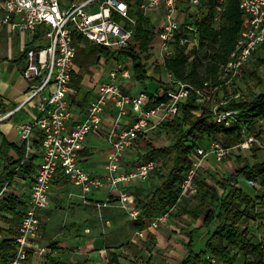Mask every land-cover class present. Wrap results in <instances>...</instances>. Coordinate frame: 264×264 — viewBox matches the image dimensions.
<instances>
[{"label":"built area","instance_id":"built-area-1","mask_svg":"<svg viewBox=\"0 0 264 264\" xmlns=\"http://www.w3.org/2000/svg\"><path fill=\"white\" fill-rule=\"evenodd\" d=\"M0 0V27L10 33L20 31L31 37L38 36L43 42L26 52L24 79L30 83L26 102L34 104L36 113L30 122L18 127L20 146L24 147V160L32 153L33 140L41 144L42 159L31 186L29 201L22 210L20 225L13 237L14 256L3 264H24L31 256L35 259L47 257L50 247L40 242L41 220L39 213L47 209L49 192L58 173L65 175L81 188L82 197L107 185H129L135 180L146 181L157 168L154 159L138 162L128 173L121 171V162L127 150L155 130L162 123L177 117L192 93L199 105L210 103L221 90L228 91L220 103L212 107L216 124L229 128L236 121L237 111L221 107L231 99L241 98L235 87L257 48L264 43V0H240L239 7L244 16L234 49L226 63L221 64L218 80H207L200 87L176 79L167 71L165 62L182 49L189 59L206 53L210 61L214 46L206 43L200 46L199 26L210 13L212 1L213 21L219 22L228 0ZM63 2L64 4H61ZM183 9H182V8ZM131 10L142 11L153 26L154 40L146 52L140 53L139 42L134 41L137 19ZM152 18V19H151ZM107 49L114 56V66L107 69V80L100 82L95 97L89 101L84 118L74 126H68L73 117L69 99L77 94L72 85L74 60L78 52L77 38ZM134 45L140 53L142 63L158 81L170 88L160 95L168 97L150 104L147 90L128 94L120 86L135 78L132 61H121V51ZM155 48V49H154ZM150 55V58H147ZM121 59V60H120ZM161 69L164 72L161 75ZM98 71L96 75L101 76ZM34 81V82H32ZM150 81V79H145ZM232 91V92H231ZM154 100V99H153ZM113 107L115 116L107 133L110 153L102 177H93L79 163V154L87 136L102 127L103 113ZM126 126L121 119L130 117ZM5 117H0V121ZM263 148L256 135L244 134L242 141L224 146L212 140L206 147L195 146L189 157L188 169L180 185L178 202L197 195L196 180L205 169L209 158L218 163L225 162L232 154L247 155L252 148ZM6 187L0 191V199ZM121 207L128 217L136 221L140 211L127 203L128 195L120 193ZM102 206H107L103 203ZM173 209H171L172 211ZM165 212L150 222L151 229H157L170 218ZM143 236V230L137 233ZM214 263V260L211 259Z\"/></svg>","mask_w":264,"mask_h":264},{"label":"trees","instance_id":"trees-1","mask_svg":"<svg viewBox=\"0 0 264 264\" xmlns=\"http://www.w3.org/2000/svg\"><path fill=\"white\" fill-rule=\"evenodd\" d=\"M212 3L211 1L209 5L210 13L199 26L201 48L203 49L206 43L215 47L212 59L207 61L206 53L202 50L201 54L189 59L182 49H179L176 55L165 62L167 71L176 79L194 87L202 86L207 80L217 81L219 67L227 62L244 26L240 0H228L217 23L213 21ZM131 15L137 19L134 41L139 42L140 53L146 52L155 38L153 26L142 11L131 10ZM33 44H28L20 53V62L25 64L26 52ZM99 52L106 54L107 61L111 60L113 54L98 46L97 50L87 55L86 50L81 48L75 61H78L79 66L91 65L98 61L96 53ZM140 53L134 45L121 51L124 59L132 61L138 81L152 80L148 77L147 65L142 63ZM260 53L264 54V43L254 52L252 58L255 59L249 60L242 73V77L258 80L260 92L251 90L248 99H231L221 107L237 111L236 121L231 127L225 128L216 124L212 117L211 103L197 104L195 93L181 105L177 117L159 126L162 133L169 136L170 142L166 147L151 148L144 155L145 160L154 159L158 165L149 178L143 181V187L132 191L136 195V208L140 211L138 219L133 222L137 230H143L147 222L170 212L178 205L180 185L188 169L190 153L195 146L206 147L212 140L219 141L224 146H231L242 141L244 134L264 130V84L256 68L259 63L264 62ZM149 57L150 55H147V58ZM154 85L156 91L160 88L165 94L170 89L164 83ZM80 94L83 103H86L90 95L83 91ZM148 94L150 104L168 99L166 95L158 98L156 92ZM36 144L38 147L40 141L37 140ZM11 149L18 154L14 162L7 159ZM261 149L264 153V145L263 148H252V162L248 155L236 156L239 166L229 174L216 172L211 179L205 172H201L196 180L198 192L195 198L198 202L194 210L186 211L188 210L194 219L202 216V227L209 229L214 225L215 228L208 232L204 247L199 251L194 250L190 239L185 245L186 255L179 264H264V154L263 157L258 156ZM24 155V147L3 141L0 148V161L3 162V168L0 169V191L4 187L7 191L0 199V211L11 215L15 223L21 221L26 203L22 196L15 193L12 183L15 177L29 175L33 170L32 161L26 163ZM251 223L254 224V229H251ZM192 232L189 234H193ZM51 246L53 247L52 244L49 247ZM240 255L241 263L238 262ZM13 256V238L0 241V264L7 263ZM211 259L215 260L214 263ZM30 261L31 256L24 264H31Z\"/></svg>","mask_w":264,"mask_h":264},{"label":"crops","instance_id":"crops-1","mask_svg":"<svg viewBox=\"0 0 264 264\" xmlns=\"http://www.w3.org/2000/svg\"><path fill=\"white\" fill-rule=\"evenodd\" d=\"M0 34L3 36L0 39V117H5L0 121V148L3 141L20 147L18 127L22 123L30 122L36 113L34 104L26 102L30 83L23 77L26 62L25 64L20 62V53L25 50L28 44L34 43L33 46H35L43 41H40L38 36L33 38L20 31L10 33L6 27H0ZM77 41L78 51L81 48L85 49L86 55L97 50V48H91V43L81 37H78ZM96 57L102 64L103 56L96 53ZM75 60L72 85L76 88L77 94L69 99L73 113V117L68 121L70 127L84 118L89 101L95 97L97 85L107 80L106 72L109 69L106 67L100 71L92 65H88L87 70L96 78L90 79V75L87 74L79 78L77 82L75 76L84 69V65L79 66L78 61ZM98 71L103 74L96 75ZM158 72L151 73L157 75ZM149 73L148 71V77L152 78L150 81L140 82L135 77L127 82L119 81L120 86L128 94L135 95L140 90H147L150 93L156 92V96L159 97L164 92L160 88L156 91L154 84L162 82ZM163 73L161 69V75ZM81 91L90 95L86 103H83L81 99ZM114 116L115 110L113 107H109L103 113L101 130L87 136L79 154L80 165L88 170L93 177L104 175L110 153L107 133L113 123ZM130 120L131 116L121 119V125L126 126ZM161 136L166 138H160ZM38 138L33 140L32 153L30 158L25 160L26 163L32 161V173L15 177L12 183L15 193L22 196L26 204L29 201L31 186L42 159L41 144L38 147L36 144L37 140L40 141ZM169 142V136L162 133L159 127L150 131L126 151L121 162V171L130 172L138 164L136 162L138 159L145 161L144 155L149 149L158 148L155 147L156 144L161 146L167 144L168 146ZM17 158L18 154L15 150L8 151L7 159L10 162L16 161ZM2 168L3 162L0 161V169ZM142 187L143 181L139 180H135L129 185L120 184L117 188L107 185L83 198L81 188L74 185L62 173H58L49 192L48 207L39 213L41 220L40 242L48 247L52 244L53 247L51 246V253L47 257L41 259L31 257V264H153L156 262L160 264L163 263L162 260H166V257L171 258V253L181 247L183 251L178 250L181 254L179 264L186 255L185 245L189 243L190 239L193 247L197 244L204 247L208 232L214 230L215 226L213 225L209 229L204 228L202 227V216L194 219L188 214H184L188 198L178 202V205L171 211L173 215L165 224L160 225L157 229H151L150 222H147L143 229V236H138L137 233L141 230H137L133 226L134 221L121 207L119 196L122 192L126 193L128 195L127 203L136 207V195L132 191ZM103 203H107V206H102ZM180 220L185 225L178 224ZM19 225L20 221L15 223L11 215L0 211V241L12 239L16 235ZM250 225L251 229L255 228L253 223ZM181 226L186 231L181 232ZM196 231H199V236H196ZM190 232L193 234L190 235ZM241 259L240 255L239 263H241Z\"/></svg>","mask_w":264,"mask_h":264},{"label":"rangeland","instance_id":"rangeland-1","mask_svg":"<svg viewBox=\"0 0 264 264\" xmlns=\"http://www.w3.org/2000/svg\"><path fill=\"white\" fill-rule=\"evenodd\" d=\"M67 2H69L68 0H67ZM61 4H64L63 2H61ZM152 19V18H151ZM2 34H0V39H2ZM93 45V46H92ZM91 48L93 47V48H97L98 47V45H95V44H91V46H90ZM155 49V48H154ZM77 54H78V52H77ZM99 54L100 55H102L103 57H102V64H101V62H98V61H96V62H93V64H91L94 68H96V69H98V70H100V71H102L104 68H106V67H108L109 69L110 68H112L114 65V56L112 55L111 56V58H112V61H107L106 60V54H101L100 52H99ZM260 55V57L262 58L261 60H263L264 61V54H259ZM122 59V60H121ZM120 60L121 61H124V63H126L128 60H126V59H124L123 57L121 58ZM255 59V57H253L252 58V61ZM126 61V62H125ZM87 65L85 66L84 65V69H82L81 71H79V75L77 74L76 76H75V78L77 79V82H78V79L79 78H82V77H84V75H87L88 74V76L90 77V79H92V78H96L95 76H93L92 75V73L90 72V71H88L87 70ZM257 70H258V75H259V77H260V79L263 81V84H264V62H261V63H259L258 65H257ZM95 70V69H94ZM152 71H150V75H152L153 77H154V75L151 73ZM156 78H159L158 76L156 77ZM75 79V80H76ZM217 80H218V78H217ZM94 82H95V80H93ZM32 82H34V81H32ZM144 82H147V81H144ZM257 83H258V80H256V79H254V78H248V77H242L239 81H237L236 82V84H235V87H233L231 90H235V89H237L236 91H238L239 93H240V95H241V98L243 99V100H246V99H248V94H249V92L251 91V90H253V91H255L256 93H258V92H260V90H261V87H259V86H257ZM78 84V83H77ZM161 90H163V89H161ZM221 91L218 93V94H216L214 97H213V100L210 102L211 103V105H212V107L214 106V105H216V104H218V103H220V100L223 98V97H226V96H228V91L227 90H225V89H220ZM232 92V91H231ZM261 132V131H260ZM259 131H257V132H251V133H249L248 135H256L258 138H259V140L261 141V143H262V145H264V130L260 133ZM160 138H166V137H163V136H161ZM167 146V144L166 145H163V146H161V145H155V147H166ZM263 150L261 149V150H259L258 151V156L259 157H263ZM141 155V154H140ZM248 155V158L250 159V161L252 162L253 161V158H250V155H251V153H249V154H247ZM140 157V156H139ZM238 157V156H237ZM237 157L236 156H234L233 154L225 161V162H223V163H218V162H216L213 158H209L208 159V161H207V163H206V166H205V169L202 171V172H205L206 173V175L208 176V177H210L211 179L214 177V175H216V172H219V173H222V174H229L230 172H234V170H235V168L237 167V166H239V164H238V162H237ZM141 158H142V156H141ZM143 161V159H138V161H136V162H142ZM133 165V164H132ZM132 165H131V167H132ZM203 174V173H202ZM197 202H198V199L197 198H195L194 196L193 197H190V198H188V200L186 201V208L184 207V210L185 211H183L184 212V214H188L190 217H192V218H194L193 216H192V214H190V213H188V210H194V207H195V205L197 204ZM186 209H188L187 211H186ZM182 211V210H181ZM178 214V213H177ZM177 214H175L176 215V217H178V215ZM172 215H173V213H172ZM195 219H198V218H195ZM177 220H178V218H177ZM176 220V221H177ZM179 223H181L180 225H185V223H183L181 220L180 221H178V224ZM180 227V226H179ZM184 231H186V229L183 227V226H181V232H184ZM200 235V233H199V231H196V236H199ZM171 237V236H170ZM179 248V247H178ZM200 249H202V246L201 245H199V244H197V245H194V250H196V251H199ZM178 250H180V251H183V249L180 247ZM177 249L175 250V252H173V253H171V258L170 257H166V260H162V262L163 263H160V264H178V261H179V259H180V257H181V254H180V251H178ZM138 261H139V258H138ZM215 261V260H214ZM153 262H155V261H153ZM141 263H143V262H141ZM153 264H159V263H153Z\"/></svg>","mask_w":264,"mask_h":264}]
</instances>
